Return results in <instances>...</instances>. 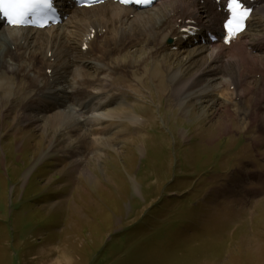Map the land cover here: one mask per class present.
<instances>
[{
  "label": "rangeland",
  "instance_id": "rangeland-1",
  "mask_svg": "<svg viewBox=\"0 0 264 264\" xmlns=\"http://www.w3.org/2000/svg\"><path fill=\"white\" fill-rule=\"evenodd\" d=\"M161 5L127 13L132 16L141 11L146 17V13L158 12ZM261 14L253 16L248 32L239 39L260 45L247 48L253 59L242 52L250 64L247 70L246 63L240 68L247 77L243 93L236 92L231 79L223 82L235 72L234 62L223 53L222 62L210 63L217 74L207 76L193 89L180 94L158 90L159 82L165 87L172 85L173 75L184 72L190 64L191 55H187L205 45L190 38L182 40V50L169 48L172 38L162 39L165 48L154 56L158 68L153 70L160 75L153 80L150 59L135 61L146 58L155 44L145 42H151L152 37L148 40L134 25V34L125 33L122 41L115 31L86 47L80 44L87 33L81 30L84 21L70 13L58 28L42 32L64 33V44L54 43L46 50L50 59L46 61L56 66L45 71L56 79L50 90L65 95L68 105L77 109L92 97L89 93L67 100L64 89L78 85L82 70L91 77L86 79L89 84L99 82L96 89L109 87L112 75L113 86L102 93L92 89L90 108L73 115L80 122L74 125V133L61 121H41L33 115L56 103L53 99L41 102L34 113L31 111L29 117L35 124L23 138L15 132L24 117L19 105L22 100L2 103L0 93V264H264ZM91 18L97 19L94 14ZM149 30L160 28L155 30L151 25ZM70 43L74 47L67 49L64 45ZM4 47L12 50L8 44ZM206 51L209 56L212 47ZM165 56L166 61L161 62ZM180 59L185 62L179 64ZM68 64L70 70H63ZM100 72L105 79L97 77ZM104 80L107 87H103ZM28 85H20L16 98ZM112 92L118 98L112 109L104 108L102 104ZM120 101L129 105L130 114L114 109ZM253 109L260 110L262 126L251 122L249 112H255ZM97 117L101 122L95 121ZM88 128L97 132L88 137ZM119 131L124 132L123 138L117 137L121 142L101 145ZM78 133L102 150L97 146L95 152L83 153L76 167L73 161L79 156L70 157L67 149L77 145ZM68 136L72 140L68 141Z\"/></svg>",
  "mask_w": 264,
  "mask_h": 264
},
{
  "label": "bare ground",
  "instance_id": "bare-ground-1",
  "mask_svg": "<svg viewBox=\"0 0 264 264\" xmlns=\"http://www.w3.org/2000/svg\"><path fill=\"white\" fill-rule=\"evenodd\" d=\"M165 3H166V5H164ZM158 4L159 5L162 4L159 7V11L154 13V14L146 13L147 14L146 17L140 13L142 10L140 12L135 13L134 15L130 16L127 12H130L128 10H132V8L124 7V6H121L117 3L110 2V1L105 2L104 4H102L100 6L98 5V6H93V7H89V8H85V7L69 8V6L64 4L62 7V10H63L64 14L70 13V14H72L73 17L79 18V19L84 21L83 27L81 25L82 31L86 30L87 32H90V31L94 32L95 39H93L91 41V43L97 42L101 38L102 35L109 34L110 32H115V31H117L116 32L117 35L120 33L121 38H118V40L122 41L126 37L124 35L125 33L130 32L131 36L134 34V33H131V31L133 29V25L135 28L140 29L142 34L143 35L145 34L147 36L148 40H149V37H152L151 42H149L147 40H144V41L149 43V44L154 43L155 45L152 44V46H154V48L151 47V50L147 53L146 58L136 59L135 62L145 63L146 60L150 59V61H151L150 65H152L153 67L151 68L150 73L149 72L148 73H149L150 78L154 80V78H157L160 75V73H159L160 71L158 73H156V72H153V70L156 67L158 68V66L156 64L158 59L157 58L154 59V56L156 57L159 49L163 50L165 48L164 47L165 43H164V41H162V39L165 40L169 37H172L174 40V43L171 44L170 46H177V49L181 48V50H182V47L184 45H182L181 42L179 41L182 39V34H183V32L181 31L182 28L187 27L189 24L196 22V24L200 28H204L205 30H209V31H216V30H218V23L224 18V13L222 12V10H219L217 8L218 6L216 4H214L212 2V0H161ZM91 11H93V12H91ZM259 13H262L261 15L264 16V0H263V3L261 5H259L257 8H255L254 13H252L250 16V19H253V15H256ZM92 14H94L97 17V19H92L91 18ZM130 17L132 19H130L128 21V19ZM117 19H119V20L116 21ZM94 21H96V22H94ZM101 21H104V24H106L107 26L105 27L104 24L101 23ZM127 21H128V23L125 24ZM117 22L118 23L121 22V23H119L118 26H115V23H117ZM255 24H256V22H255ZM151 25H153V28L155 30H158L159 28H160V30L157 32L150 31L149 29H150ZM59 26L60 25L50 26V27L43 28V29H36V28H32V27H4L5 31L0 33V79H1V81H0V93H2L1 102L5 103L8 99H10L11 101H17L18 99L22 100V102L19 105H20V108H22L20 110L24 113V117H22V120L20 122V127H18L15 130L16 134H18L20 136V138L21 137L23 138L24 135L26 136L28 132L30 133V131H29L30 125H32V123H34V121H35V120L32 121L31 118L29 117L31 115V111L38 108V106L41 104L42 101L48 102L52 99L56 101V103H54V105H49L42 112L41 111L38 113L36 112L33 115H36V117H38L41 121L43 119H45L49 122H54V123L61 121V123L68 125L67 126L68 128L70 127L69 132H72V133L76 132L77 127H74V125L78 126V124L80 122H78V120L74 119L73 115L75 112L83 113L90 108V103H91L92 97H93L92 89L97 90V91L99 90L102 93V92H105V90L108 89L110 86H113V83H112V81H113L112 76L113 75H112V76H110V78H108L110 81L109 87H107L109 85L108 81L104 80V81H102V83L104 84L103 87H107V88H105L104 90H103V88L96 89V86L99 84V82L96 80H93L89 84L86 79H87V77L88 78H91V77H89V74L85 71L86 69L82 67L80 69H85V70H82L79 73L80 74V77H79L80 80H78L79 82H77L78 85L71 87L70 90L64 89L66 91V94H68V98H67L68 101H70V100L73 101L75 98H77L81 95H87L89 93H90L89 95L92 96V97H90V99L88 101H86L84 103L81 102L78 105L77 109L74 106H72L70 103H69V105L67 104V101L65 100V95H63V94L59 95V92L50 90V88H51L50 83L54 82L56 79L50 78L48 75L49 73H47L48 71L46 72L45 70H46V68L51 69V66H54L55 63H53V61H50L51 63L46 61V59L50 60L48 57H46V55H47L46 50L48 51V49L53 47L54 43H57L58 45L61 43L64 44V42H63L64 40L61 41L64 33L61 32V33H54V34H52V33L44 34L42 32L49 31V30H51V28H58ZM259 26H260L259 28H261V33H262V31L264 30V23H259ZM254 28H256V27H254ZM256 29H258V28H256ZM76 30H78V29H76ZM33 31H37L38 33L33 34L32 33ZM254 31H255V29H254ZM121 33H123V34H121ZM254 36L256 37V35H254ZM238 37H237V39H238ZM131 38H134V37H131ZM143 38L145 39L146 37H143ZM257 38H259V37H257ZM257 38H255V39H257ZM82 41H84V39H82ZM7 44L12 49L11 51H5L4 45H7ZM256 44L257 43H255L253 41H251V42L250 41H248V42L247 41H244V42L240 41L239 42V40H237V41L235 40L234 42L230 43L227 47H225L221 43H213L211 46L212 51L209 52L210 53L209 56H206L204 53L208 48H211V47H208L209 44L208 45H202L201 44L202 45L201 47L200 46H199V48L197 47V49L195 51H193V53L190 52L189 55H187V56L191 55L190 59L188 60V62H190V64L187 65L188 67L184 72H182L180 74H174L173 75V78L171 81V83L173 82L172 85H170V86L166 85V87H167L166 88L165 85H163L165 83L158 81L159 83L156 84V87H158V90H160V92L163 90L166 91V89H167L168 91H171L172 93H179V91H182L184 89H191L192 87H194V85H196L197 83H199L202 80H204L205 78H207V76L208 77L209 76H215L217 74L215 68L213 66H210V63L212 61H214L216 63L222 62L220 59H221V56L223 53L225 58H227V60L230 58L229 60L230 61L232 60L234 62V66H235L234 67L235 68L234 75L229 76V78H227V80H223V82H225V83H226V81L229 82V79H231V81H232L231 83L234 84L235 86H237V88L235 87L236 92L237 93L238 92L243 93L247 77L244 74V69L242 72V70H240V68L242 66L244 67V65L246 63L245 70H247L246 68L247 67L249 68L250 64L247 63L245 56L243 55L242 52L246 53V55H248L250 59H253V54L251 55V53L247 51V48L250 47L252 49H257V47H259L260 45L257 46ZM71 45H72V43H70L68 45L65 44L64 46H69L66 48L72 49L74 46L73 45L71 46ZM13 46H15V47H13ZM16 50H18L19 52L14 53V51H16ZM58 50H56V52ZM45 52H46V55H45ZM52 53H53V51H52ZM35 54H36V56H35ZM54 54H56V53H54ZM226 54L229 57H227ZM15 55H16V57H14ZM35 57H36V59H35ZM254 57H256V56H254ZM192 58H194V59L192 60ZM160 60H161V62L166 61V56L163 58H160ZM254 60H256V59H254ZM184 62L185 61L183 59L178 60L179 64H183ZM68 67H69V64L65 65V67H63V70L66 71L68 69ZM101 68H103V67H101ZM142 68H144V67H142ZM59 69H60V67H59ZM68 70H70V69H68ZM34 71H35V74H34ZM55 71H54L53 75H56L57 71L56 72ZM65 71H63V74ZM77 71H78V68L76 69V72ZM103 72H104V70H103ZM103 72H100L97 77L105 79V77L100 76V74H104ZM185 74L186 75L189 74V76L186 77ZM62 75L60 76L61 78H62ZM74 75H75V73H74ZM17 77H20V79L18 80ZM51 77H52V75H51ZM60 77H58V79ZM39 78H40V80H39ZM21 82L22 83L28 82V84L30 83V85L26 86L24 91L20 92L19 97L16 98V95H17L16 91L20 90L19 87H20V85H22ZM225 83L222 84V87ZM49 84H50V87L48 86ZM64 90H62V91H64ZM202 90H204V89H202ZM263 95H264V93H263ZM120 96L126 98V100L128 99L127 94H125V93H120ZM117 98H118V94H116V92H112L109 95L108 99H106L105 102L102 104V106L104 108H111L113 106V104L116 102ZM254 102H255V100H254ZM120 103H121V101L119 103H116V105H115L116 108H114L115 106L113 108L118 109L124 115L130 114L132 109L131 110L129 109V105H127V104L121 105ZM254 105H255V103H254ZM130 106H133V105H131V103H130ZM258 107H259V104H258ZM253 110H255V112H253L252 110L249 112L251 122L252 123H257V122L259 123L260 122V125L262 126L263 124H261L262 116L260 115V110H258V109H253ZM50 111H54V113L48 114V112H50ZM114 111L117 112V110H114ZM32 113H34V111ZM133 113L137 114V112H133ZM84 114H86V113H84ZM2 116H3V114H2ZM64 117H66L68 120L62 121L64 119ZM69 117H71L70 121H69ZM32 119H34V118H32ZM101 120H102V118H100V117H97L95 119V121H97V122L98 121L101 122ZM49 122L46 123V125H49ZM107 125L108 124H106V127H107ZM140 125L141 124H139V126ZM139 126H137V127H139ZM42 127H43L42 129H45V126H42ZM90 130L88 128V131H89L88 137L97 132V130H91V131ZM78 134L79 135L77 137V141L75 140V142L77 143L78 146L74 144L73 146H71L72 148L68 147V149H67L70 152V157L73 154L76 156L77 155L79 156V159L73 161V162H75L76 167L80 166L78 164L81 163L82 156L84 155L83 153H85V154H88L90 152L93 153L96 151V149H97L96 147L100 146L97 143L88 142L89 140L88 139H87L88 141L86 140L87 137L80 135V133H78ZM118 134H120V135H118ZM123 135H124L123 131L114 132L113 137H109V136H108L109 138L106 137L105 140L102 141L101 145L103 144L104 146H106V145L114 144V142H116V143H118V141L121 142L122 141L121 138H123ZM118 136L121 137L120 140H117ZM90 139L92 140L93 137ZM67 140L68 141L72 140L71 136H68ZM36 141H38V140H36ZM45 149L46 148H44L43 150H45ZM100 149L102 150V146H100ZM63 151H65V150H63ZM64 165H67V163ZM71 165H72V163H71Z\"/></svg>",
  "mask_w": 264,
  "mask_h": 264
},
{
  "label": "snow or ice",
  "instance_id": "snow-or-ice-1",
  "mask_svg": "<svg viewBox=\"0 0 264 264\" xmlns=\"http://www.w3.org/2000/svg\"><path fill=\"white\" fill-rule=\"evenodd\" d=\"M122 3L148 4L151 0H121ZM55 0H0V15L4 16L13 27L25 24H38L45 26L40 21H46L49 13L55 10ZM229 17L224 23L228 32L227 39L244 30L249 20L252 9L245 7L243 0H227Z\"/></svg>",
  "mask_w": 264,
  "mask_h": 264
}]
</instances>
